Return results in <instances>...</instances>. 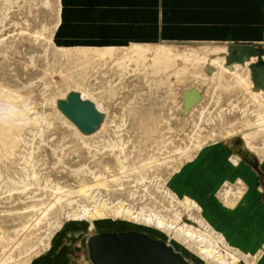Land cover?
<instances>
[{"label": "rangeland", "instance_id": "obj_1", "mask_svg": "<svg viewBox=\"0 0 264 264\" xmlns=\"http://www.w3.org/2000/svg\"><path fill=\"white\" fill-rule=\"evenodd\" d=\"M60 10L61 0H0V263L68 264L83 256L87 235L138 230L200 264L197 253L188 250L196 259L189 256L158 226L171 222L172 212L164 209L169 197L161 195L168 190L179 202L195 201L199 216L227 241L254 244V264H264V227L258 224V207L264 208V98L225 75L217 78L211 60L224 57L227 65L224 44L64 47L56 41ZM135 45L209 59L181 65L183 77L174 78V92L167 93L166 77L154 78L156 62L137 59ZM215 49L225 52L214 56ZM127 56L134 59L120 66ZM191 88L200 90L202 101L185 114L183 92ZM73 90L107 113L94 135L83 136L56 109V99ZM121 142L124 148L115 151L105 147ZM217 148L224 166L209 180L207 193H198L196 176ZM229 159L239 161L243 174L251 172L244 186ZM97 210L102 215L85 216ZM182 221L199 227L185 213Z\"/></svg>", "mask_w": 264, "mask_h": 264}, {"label": "crops", "instance_id": "obj_2", "mask_svg": "<svg viewBox=\"0 0 264 264\" xmlns=\"http://www.w3.org/2000/svg\"><path fill=\"white\" fill-rule=\"evenodd\" d=\"M60 11L56 41L64 47L214 43L224 44L227 55L229 45L233 44L264 49V0H61ZM221 151L215 158L220 157ZM223 166L218 165L210 177L207 172L204 174L207 185L211 178L216 180L214 176ZM203 171L196 176L199 188L194 189L206 194V184L198 181ZM237 179L238 182L240 177ZM86 237L83 256L71 259L68 264H91L87 259Z\"/></svg>", "mask_w": 264, "mask_h": 264}, {"label": "bare ground", "instance_id": "obj_3", "mask_svg": "<svg viewBox=\"0 0 264 264\" xmlns=\"http://www.w3.org/2000/svg\"><path fill=\"white\" fill-rule=\"evenodd\" d=\"M108 49L112 50L111 47L108 48ZM134 51L136 53H138L137 59L143 58L144 60L149 59V60H151L153 62H156V63H154V68L158 69L159 74H157L156 76H154V78H157V80H160V77H166V79H167V90H168L167 93H173L174 92L172 90L171 86L173 84L174 78H176V77L179 78L180 77L179 74L181 75V73H183V72H181L182 69H179V67H181V65H184V67H189V66L193 67V65H199V62L200 61L209 59L208 58V54H206V55L203 54V56L202 55L201 56H194V55H189L188 54V55H184L183 57H179L181 55L179 54V56H178V54H176V53H179V52H176L175 53L171 49H169L167 47H163V46H154V48H152V49H146V48L141 47L139 45H135V50ZM221 52L224 53L225 51L222 50V49L220 51L218 49H215V50L212 51V54L215 56L217 54L219 55ZM182 53H184V52H182ZM132 59H134V57L127 56V57L123 58L122 60H119V63L118 64H123L125 62V60H128V62H129ZM257 59H258L257 57L252 56L250 58V60H248L244 64H241V63H233L231 66H228V65L225 66V64H224V57H221V58L220 57H213L212 60H211V63L213 65H216L215 67H217L219 69L217 78H220L223 75H225L227 77L228 81H231L232 84L234 86L238 87L239 89L247 86V88H248L249 92L252 94V96H254V97L256 96L257 97V96H260L261 95L260 97H263L264 98V89L256 88L255 86L253 87L252 74L250 73V66H251V64L255 63L257 61ZM263 59H264V56H263ZM157 62H160L161 65L158 64ZM124 65H125V63L123 65H120V66L125 67ZM202 65H204V64H202ZM191 67H190V69H191ZM200 73H202V72H200ZM81 95H82V93H81ZM82 97L85 98L83 95H82ZM57 99H59V98H57ZM57 99H56V101H57ZM181 104H182V102H181ZM198 105L195 106L191 110L190 114H192V112L195 110V108L198 107ZM56 109H57V107H56ZM187 116L188 115L185 116L183 124L187 122V120H186V117ZM105 121H106V119H105ZM105 121L103 122L101 128L103 127ZM261 128L264 130V124L262 125ZM97 132H95V133H97ZM95 133H93L91 135H94ZM82 135L83 136H91V135H84V134H82ZM119 146H122V148H124L125 143L124 142H121V144H116V143L112 144L111 143V144H108L105 147L106 148L107 147L108 148L110 147V148H112V150L115 151L116 148L119 147ZM224 150H223V153L225 152ZM217 153H218V148L215 149L214 151H211L209 153L210 159H208V163L206 162L205 167H204L205 169L202 172V175L198 178V181L199 182H202V184H206L205 182H206V179L207 178H206V176H204V174H206V172L208 173V175L210 177L211 175H213L218 170V165H219V161L220 160L217 159V158H215L216 155H217ZM95 156H96V154H93L92 157H95ZM118 156L119 155H116V158L115 159L117 161L118 160L120 161V158H118ZM231 162H229V163L227 162V165L228 164H232L234 166H237L235 168V171L237 173L243 174L242 171H239L240 170V168L238 167L239 162L236 161V160H233ZM124 168H125V165L122 164L121 165V169H124ZM230 168H231V166H230ZM243 168H244V166H243ZM247 171H248V169H247ZM245 173L247 174V172H245ZM250 173L247 174V175L246 174H243V176H241V177L239 176L240 177V179L238 181V183L240 184L239 187L240 186H244L246 184L247 178H249ZM208 175H207V177H208ZM191 184H193V183H191ZM206 186H207V184H206ZM58 191H60V188H57L56 189V192H58ZM188 191H186V192H188ZM190 191H191V189H190ZM237 191H238V189H237ZM224 192H225L224 193L225 196H228L231 193V190L228 188V189H225ZM172 193L170 191H168V190H165V191H163V194H161L162 197L165 198V199H167L169 197L168 201L170 202V204L167 205V206H164V209H166L167 211H171L172 212V215L170 217L171 222H170V224H166L162 220V221L158 222V226L164 232L173 235L172 237L174 239H176L179 242H181L184 245L185 249L187 248L185 251H187L186 253L189 256H191L194 259H196L195 256H194V254L193 253L191 254L190 252H188V250L197 253V255H199V259H196V260L200 264H242L241 261H243L244 264H254V261L256 259V256L255 255H252V253L254 252V247H255L254 244L245 245L244 244L245 242H242V240L239 241L238 238L236 239V241L234 239L233 242H231L230 241L231 239L228 238V241H227L226 238L223 235H220L219 233H217L216 230L213 227H211L209 224H207L199 216V212L198 211H200V207L197 205V203L195 201H192L188 197H185L184 198V202H179L180 199H178L177 197H175L174 196L175 194L173 195ZM32 197L33 198H36L35 196H32ZM57 199L59 200L58 197H57ZM172 202H176L177 205H179V210H178V208L176 209V208L173 207ZM262 208L263 207H258V211H260L259 214H261V217L258 220V224H259V221H261L263 223L262 225L264 227V219H261L264 216V208L263 209ZM183 212L185 213V215H187V217L189 219L193 220L197 225H199V227H195V225L193 226L191 224L184 223L182 221V215H184ZM124 213L126 215H129L130 214V213H128V210L127 209H125ZM256 214L254 215L255 217H256ZM98 215H102V213H100L98 210L95 211V213H90L89 211H85V216H88V217H95V216H98ZM241 217H242V215H241ZM245 217H246V215H245ZM76 218L79 219L78 216H74L73 217V219H76ZM144 219L146 221H148L149 223H153V221H154L150 217H146ZM237 234H238L237 236L239 238H240V236H242L240 233H237ZM239 234H240V236H239ZM243 234H244V232H243ZM255 235H258V234H255ZM237 236H235V237H237ZM258 237H259V235H258ZM261 237H262V235H261ZM243 238L244 237H242V239ZM232 245H237L236 248H238V249H240L242 251L239 250L240 252H237L233 248ZM263 261H264V258H263Z\"/></svg>", "mask_w": 264, "mask_h": 264}, {"label": "water", "instance_id": "obj_4", "mask_svg": "<svg viewBox=\"0 0 264 264\" xmlns=\"http://www.w3.org/2000/svg\"><path fill=\"white\" fill-rule=\"evenodd\" d=\"M259 61L251 64L256 88L264 89V49L251 44H233L228 47L227 65L244 64L250 58ZM202 101L197 88L183 92L184 113ZM57 109L84 135L97 132L107 114L95 101L83 98L78 91H70L56 101ZM87 259L91 264H195L169 242L138 230L102 231L86 237Z\"/></svg>", "mask_w": 264, "mask_h": 264}]
</instances>
